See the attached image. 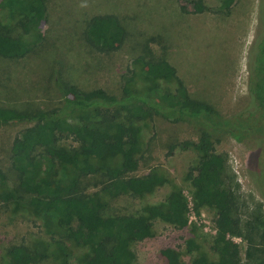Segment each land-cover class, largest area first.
<instances>
[{
    "label": "rangeland",
    "instance_id": "obj_1",
    "mask_svg": "<svg viewBox=\"0 0 264 264\" xmlns=\"http://www.w3.org/2000/svg\"><path fill=\"white\" fill-rule=\"evenodd\" d=\"M263 1L236 0L230 13H184L178 0H46L48 18L41 25L42 36L34 27L25 32L24 15L0 3V31L31 46V53L21 59L0 56V107L31 113L58 110L63 105L59 87L68 84L82 90L101 87L122 97L125 85L144 93L155 88L175 91L183 82L195 99L213 104L225 116L249 113L256 105L250 82L264 35ZM205 2L212 9L223 4V0ZM100 13H113L121 19L127 30L121 49L98 52L85 41L87 23ZM139 56L146 60L167 58L177 68L180 81L140 75L141 63L134 62ZM32 124L0 122V167L10 183L18 181L11 161L13 140ZM139 125V167L133 174L157 170L163 181L149 193L113 196L104 187L109 184L107 169L119 159L105 155L96 160L98 171L81 180L80 193L98 194L106 205L105 215L142 214L152 222V237L131 242L136 253L133 264H164L160 251L166 246L190 260L185 244L190 237L205 255L218 259L211 247L217 210L195 205L198 188L191 169L199 160V152L191 143L198 141L200 126L190 120L174 122L160 114ZM77 146L67 137L59 144L61 150ZM258 146L254 136L238 141L228 134L216 143L218 151L228 154L243 194L264 203V150ZM175 189L185 195L190 206L187 228L153 218L147 211L151 205L165 203ZM234 238L245 258V240ZM18 244L27 245L35 254L34 264H88L93 254L91 245L62 238L54 215L0 199V264H11L8 249Z\"/></svg>",
    "mask_w": 264,
    "mask_h": 264
},
{
    "label": "trees",
    "instance_id": "obj_2",
    "mask_svg": "<svg viewBox=\"0 0 264 264\" xmlns=\"http://www.w3.org/2000/svg\"><path fill=\"white\" fill-rule=\"evenodd\" d=\"M178 1L184 13H230L236 0H223L215 9L205 0ZM0 3L24 15L25 32L34 27L43 35L41 25L48 18L46 0ZM126 38V28L113 13L95 14L84 30L85 41L98 52L117 51ZM29 53L31 46L20 37L0 31V56L21 59ZM255 59L250 84L256 105L249 113L240 111L225 116L213 104L195 99L183 82L175 91L155 88L144 93L125 85L122 97L101 87L82 90L68 84L59 87L63 105L58 110L31 113L0 107V122H33L12 143L11 161L18 173L17 183H10L8 174L0 167V199L54 215L62 238L93 247L88 264H133L136 253L131 242L152 237V222L142 214L105 215L106 205L98 194L80 193L81 180L98 171V158L112 155L119 160L107 169L106 191L113 196L152 192L163 181L157 170L133 174L139 167V124L155 114L174 122L190 120L201 131L198 141L191 143L199 152V160L191 169L198 188L195 205L198 209L210 206L217 210L211 247L219 257L213 260L205 255L195 238L190 237L185 244L191 259L186 260L175 248L166 246L160 251L164 264H264V203L243 194L228 154L216 147L220 137L228 134L238 141L254 136L258 149L264 150V35ZM134 62L141 63L140 75L180 81L177 68L167 58L146 60L139 56ZM66 137L78 146L61 150L59 144ZM147 211L153 218L180 229L191 223L189 203L178 189L170 193L165 203L151 205ZM236 236L246 242L245 258ZM8 254L11 264H34L36 260L25 244L9 247Z\"/></svg>",
    "mask_w": 264,
    "mask_h": 264
}]
</instances>
